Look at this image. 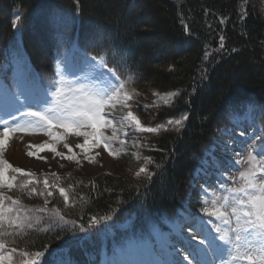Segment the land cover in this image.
<instances>
[{"label":"trees","instance_id":"16d2710c","mask_svg":"<svg viewBox=\"0 0 264 264\" xmlns=\"http://www.w3.org/2000/svg\"><path fill=\"white\" fill-rule=\"evenodd\" d=\"M84 52L118 69L125 87L147 102L134 106L142 121L163 127L134 136L146 162L139 176L76 170L59 180L41 176L37 193H53L47 203L45 196L12 190L30 208L33 228L16 243L5 237L6 244L19 252L48 249L40 264H101L126 240L125 231L131 238L165 227L190 200L193 173L216 131L247 104L264 124V0H0L1 78L14 54L48 84L58 61ZM151 88L177 95L150 101ZM185 115L180 126L167 123ZM45 179L57 188L45 189ZM41 208L47 213L31 212ZM57 213L75 223L57 227ZM93 216L112 218L89 228Z\"/></svg>","mask_w":264,"mask_h":264},{"label":"snow or ice","instance_id":"6c2138e0","mask_svg":"<svg viewBox=\"0 0 264 264\" xmlns=\"http://www.w3.org/2000/svg\"><path fill=\"white\" fill-rule=\"evenodd\" d=\"M20 19L21 17L17 15L14 26H18L17 22ZM220 40L222 48L224 37H220ZM81 59L89 70L95 73L91 86L79 82L66 86L63 76L57 73L60 79L54 82L52 90L46 93L43 99L33 100L23 92L10 94L6 99V108L9 104L14 107L19 105L15 110L26 118L22 124L17 123L11 131L43 130L54 140L62 139L63 136L71 133L75 138L83 137V143L76 144V147L84 150L86 159L88 158L86 153L92 147L100 148L102 146L109 155H113L112 142L119 139L117 128L113 126V121L117 120L114 110L117 109L118 104L122 108H128L127 101L131 97L124 90L125 84L118 69L110 67L104 56L97 58L84 52ZM49 95L51 100L47 99ZM166 95L175 97L177 94L167 93ZM22 96L23 100H21ZM22 108H27V110L21 111ZM7 115L11 116V112H7ZM186 119L185 115L181 119L168 120L167 123L180 126ZM118 122L121 125L127 122L129 126L134 122L137 129L149 133H156L163 127V125L143 127L132 111H128L126 116L121 115ZM0 123L7 125L9 121L5 119ZM106 125L111 127V135H106ZM54 127L63 128L64 132L62 134L53 132ZM9 131L7 126L3 127V134L0 136V188L13 190L18 187L21 191H26L29 196L33 194L45 196V203H47V197L52 196V191L37 193L35 187H30L32 180L26 179L14 184L17 177L15 175L8 176L9 170L23 177L32 175L19 167H13L3 158ZM260 139L261 146L258 150L253 146L252 151H248L247 148L236 151L229 145H224L225 152L229 155L220 161V167L217 169L220 188L224 195L211 202L213 205L211 211L207 207H203V212L209 218H215L214 220L205 221L194 218L188 223L189 234L182 237L185 245L184 250L188 253L183 257V260L187 264H236L241 259L246 261V264H264V137H260ZM121 143L124 142L121 141ZM63 146L69 153L66 157L64 153L57 151L55 146L38 145L41 148H50L55 155L66 158L68 161L76 159L72 147L68 143H64ZM245 152H247L246 159ZM28 154L34 155L32 152ZM229 160L236 165L235 170L239 173L240 182L234 187L226 186L225 183L226 179L235 181V178L230 175L233 168L229 166ZM77 162L79 161L77 160ZM148 162L151 163V160ZM245 163L248 165L247 169L241 170L239 166ZM143 172L145 169L141 168L137 176ZM225 173L229 174L227 178H225ZM43 183L47 188L49 181L45 179ZM59 193L67 203L69 197L63 187L59 188ZM6 200L10 201L12 207H4ZM28 211L23 208L19 198L13 199L11 196L0 193V264H14L13 254L17 253V248L5 250L7 243L5 237H13L11 242L16 243V237L24 233L25 230L33 228ZM39 211L46 212L47 209L41 208ZM57 215L58 220L52 221L57 227H59V221H63L65 224L75 223L73 220H66L59 213ZM111 218V216H102L97 219L93 216L89 228L100 223L101 220H110ZM208 223H215V228L207 227ZM81 230H84L83 225H81ZM242 248L245 249L243 252H241ZM45 251L32 253L20 251L18 253L20 260L17 264H40V259L45 256ZM226 255L230 259H225Z\"/></svg>","mask_w":264,"mask_h":264},{"label":"rangeland","instance_id":"374dc122","mask_svg":"<svg viewBox=\"0 0 264 264\" xmlns=\"http://www.w3.org/2000/svg\"><path fill=\"white\" fill-rule=\"evenodd\" d=\"M81 57L82 55L75 56L74 54H68L63 57L62 60L57 62L56 75L46 86H43L33 78L28 62L21 56L12 54L9 67L7 66L8 76L6 75L0 81V122L5 119L9 121L7 125L0 123V136L3 134V127L7 126L10 129L3 158L13 167H19L26 172L32 173L29 177H23L9 170V177L13 175L17 177V181L13 182L14 184L19 181L30 179L32 180V185H30V187L41 188L39 177L55 174L53 176L59 180V177L69 174L74 170L80 173L85 172L88 175H96L101 172L111 175H137V173L140 172V165L142 166L141 162L143 161V157L140 154L137 147L138 143L135 141L134 136L141 133V130L137 129L135 124L132 123L130 126H127L129 127L128 130L123 131V128L118 122L121 115H127V109L136 112L134 106L140 105L137 102H141L142 104L147 103L145 99L142 98L141 100L140 96L135 97L134 94H132L134 89H132V91L126 87L124 89L131 97V99L127 101L129 107L122 108L121 105L118 104L117 109L114 110V115L117 117V120L113 121V126L117 128V136L119 139L112 142L111 151L114 153L113 155H109L108 151L104 150L102 146L100 148L92 147L87 151L86 155L88 158L86 159L84 150L76 147V144L83 143V137L75 138L71 133L63 136L62 139L54 140L53 137L46 135L43 130L33 131L27 129L24 131H11L17 123L22 124L26 119L20 115V112L15 110L19 105L14 107L9 104L6 108V99L11 93L23 92L33 100L43 99L46 93L52 90L54 82L60 79L57 73L63 76L66 86H71L76 82L88 86L92 85L95 73L89 70L82 62ZM166 94V92L160 91L159 89L151 88L146 91L145 98L150 101L169 100L173 98ZM47 99L51 100V96H47ZM21 100H23V96ZM26 110L27 108L21 109V111ZM7 112H11V116L7 115ZM248 114V111L245 115L242 112L240 113L242 118H248ZM13 117H15V120H13ZM139 120L141 124L146 125L141 119ZM255 121L252 126V133L249 134V137L245 139L242 144L238 143L237 140L233 138L227 139V137L223 136L220 138L222 145L219 147L217 153H212L210 158L206 160L205 168L201 171L200 183L195 182L192 188L190 202L187 204V208L180 212L176 220L166 222V229L157 227L150 229L151 232L148 237H143L141 236L143 234H141L139 235L140 238H138L139 236L136 237L138 239L135 241L127 240L121 247L117 245L114 246L115 249L110 261L104 258L102 264H177V262H179V264H187V262L183 260V257L187 256L188 253L184 250L185 245L182 237L189 234L190 229L188 228V223L194 218L203 219L205 221L214 220L215 218H209L207 214L203 212V207H207L211 211L213 209L211 202L213 200H218L224 195L220 188V177L217 172V169L220 167V161L226 155H229V153L225 152L224 145H229L236 151H242L245 148H247L248 151H252L253 146L258 150L261 146L260 137H264V127L262 124L256 123ZM146 126L154 127L151 125ZM105 129L106 135H111V127L106 125ZM52 131L62 134L64 129L54 127ZM125 132L127 133L125 134ZM121 141L124 143L122 144ZM64 143H68L70 147H72L76 159L68 161L66 158L55 155L48 147H38V145L55 146L56 150L64 153L66 157L69 153L68 150L64 148ZM29 152L34 153V155H29ZM97 153H99V155H97ZM246 156L247 152H245V159ZM77 160L79 162H77ZM229 166L233 168L230 175L235 178V181L226 179L225 183L226 186L234 187L240 182L239 173L235 170L236 165L232 164L231 160H229ZM239 167L241 170H245L248 165L245 163ZM228 175V173H225V178H227ZM55 182L56 179H54L53 183L55 184ZM42 185L45 189H50L52 187L57 188V185L50 187L48 184L47 188L44 186V183H42ZM201 188H203V191H201ZM11 192L12 190H8L7 188H0V193L13 197ZM13 199L15 198L13 197ZM4 207H12L10 201L6 200L4 202ZM23 208L29 210L28 215L31 219L30 208L25 206H23ZM45 209L48 211V208ZM47 211L45 213H47ZM31 212L36 214L44 213L37 209H33ZM35 224H37V221ZM130 226L131 224L128 222L124 223L122 230H129ZM215 226V223L207 224V227L210 229H214ZM124 235V238H127V231L124 232ZM229 235H232V233H229ZM11 248H13V246L6 244L5 250H10ZM244 250L245 249L242 248L241 252ZM18 253L19 251L13 254L14 264H17L20 260ZM225 259H230V257L226 255ZM58 262L59 260L57 259L56 263ZM236 264H246V261L241 259L238 260Z\"/></svg>","mask_w":264,"mask_h":264}]
</instances>
